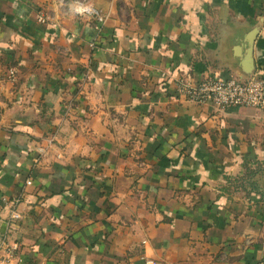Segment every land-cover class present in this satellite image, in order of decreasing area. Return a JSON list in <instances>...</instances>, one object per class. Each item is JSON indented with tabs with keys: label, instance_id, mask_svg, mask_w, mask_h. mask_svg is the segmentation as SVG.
Returning <instances> with one entry per match:
<instances>
[{
	"label": "crops",
	"instance_id": "obj_1",
	"mask_svg": "<svg viewBox=\"0 0 264 264\" xmlns=\"http://www.w3.org/2000/svg\"><path fill=\"white\" fill-rule=\"evenodd\" d=\"M73 1L0 0L10 264H264V110L175 88L264 72V0H83L101 24ZM20 191L22 216L7 223Z\"/></svg>",
	"mask_w": 264,
	"mask_h": 264
},
{
	"label": "built area",
	"instance_id": "obj_2",
	"mask_svg": "<svg viewBox=\"0 0 264 264\" xmlns=\"http://www.w3.org/2000/svg\"><path fill=\"white\" fill-rule=\"evenodd\" d=\"M78 7H86L89 11L80 14L76 12ZM69 8L74 14L91 16L99 24L107 17V14L98 11L90 3L83 0H74L69 5ZM36 19L40 22H46L49 16L43 11H38L36 13ZM14 71L15 70L12 69L11 73ZM175 88L188 100L198 104L213 102L220 106L238 105L264 110V72L261 70L253 72L243 78H222L212 74H207L191 80L179 78L175 84ZM54 141L55 137L52 134L44 135L39 139L34 147V154L31 156L28 167L29 171L41 163L54 144ZM30 183L31 178L28 176L25 179V184ZM22 196L23 191H20L9 200L8 205L10 212L7 223L21 218L20 204ZM261 237L264 242V219L261 225ZM18 252L19 245L16 241H11L7 239L6 236L0 239V264H10L18 257Z\"/></svg>",
	"mask_w": 264,
	"mask_h": 264
},
{
	"label": "water",
	"instance_id": "obj_3",
	"mask_svg": "<svg viewBox=\"0 0 264 264\" xmlns=\"http://www.w3.org/2000/svg\"><path fill=\"white\" fill-rule=\"evenodd\" d=\"M259 25L256 26L255 28H253L251 31H250V36L248 37L247 39V42H248V50L251 52L252 51V45H253V40H254V37L256 36L258 30H259ZM255 71L254 67H250L248 70H247V73H253ZM248 74V75H249ZM247 76V75H246ZM244 76H240L239 78H243Z\"/></svg>",
	"mask_w": 264,
	"mask_h": 264
},
{
	"label": "clouds",
	"instance_id": "obj_4",
	"mask_svg": "<svg viewBox=\"0 0 264 264\" xmlns=\"http://www.w3.org/2000/svg\"><path fill=\"white\" fill-rule=\"evenodd\" d=\"M86 11H89V9L86 8V7H78V8L76 9V12H78V13H80V14H83V13L86 12Z\"/></svg>",
	"mask_w": 264,
	"mask_h": 264
}]
</instances>
